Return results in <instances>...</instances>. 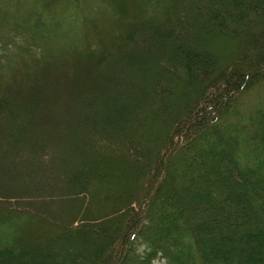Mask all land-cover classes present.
<instances>
[{"label": "trees", "instance_id": "16d2710c", "mask_svg": "<svg viewBox=\"0 0 264 264\" xmlns=\"http://www.w3.org/2000/svg\"><path fill=\"white\" fill-rule=\"evenodd\" d=\"M264 264V0H0V264Z\"/></svg>", "mask_w": 264, "mask_h": 264}, {"label": "rangeland", "instance_id": "374dc122", "mask_svg": "<svg viewBox=\"0 0 264 264\" xmlns=\"http://www.w3.org/2000/svg\"><path fill=\"white\" fill-rule=\"evenodd\" d=\"M161 262H159V263H155V264H160Z\"/></svg>", "mask_w": 264, "mask_h": 264}]
</instances>
